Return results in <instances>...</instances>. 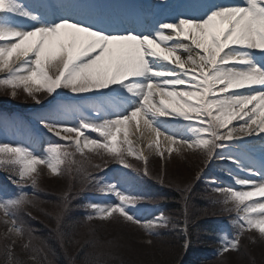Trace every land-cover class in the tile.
I'll return each mask as SVG.
<instances>
[{
	"label": "snow or ice",
	"instance_id": "obj_1",
	"mask_svg": "<svg viewBox=\"0 0 264 264\" xmlns=\"http://www.w3.org/2000/svg\"><path fill=\"white\" fill-rule=\"evenodd\" d=\"M121 14L77 0H0V88L11 89L14 97L22 87L37 105L44 104L40 92L45 98L56 99L66 91L69 101L92 100L88 105L59 103L38 118L47 133L63 141L49 143L43 155L31 145L0 143V170L10 173L20 188L15 198L0 197L8 231L24 234L16 212L31 203L22 186L38 185V166L80 178L114 198V203H88V220L119 217L151 235L166 227L169 219L162 213L146 222L136 217L133 210L145 197L84 166L86 160L104 172L107 155L139 172L127 159L135 156L144 162L143 174L150 175L147 157L128 140L130 123L140 132L143 121L155 134L161 158L164 137L169 144L199 151L206 164L219 158L235 166L227 175L239 189L213 188L224 197V210L235 214V234L221 238V254L238 250L243 234L253 229L264 238V148L259 166L234 151L249 142L244 137L264 140V0L214 3L198 16L181 13L171 20H135L131 26L119 19ZM170 119L182 121L183 127L171 125ZM234 120L240 121L238 126L229 127ZM121 143L127 145L126 154L117 146ZM147 147L152 149L153 142ZM85 149L100 156L103 166L91 164ZM77 155L83 160H76ZM211 183H217L215 178ZM7 256L11 261L10 247Z\"/></svg>",
	"mask_w": 264,
	"mask_h": 264
},
{
	"label": "rangeland",
	"instance_id": "obj_2",
	"mask_svg": "<svg viewBox=\"0 0 264 264\" xmlns=\"http://www.w3.org/2000/svg\"><path fill=\"white\" fill-rule=\"evenodd\" d=\"M163 1H166V0H163ZM161 4H162L161 0H154V2L152 1V5H155L154 7H155L156 12L158 11L159 6ZM0 75H2V73H0ZM20 88L23 89L22 87ZM41 93H44V92H40L38 94H41ZM8 94H10L9 98L12 99L11 90ZM70 95H71L70 93L64 91L60 97H57L56 99H52L51 103H48V102L46 103L45 100H44L43 105H37L35 102L26 103L25 104L26 106L30 105L29 107L30 111L29 110L26 111V113H29L30 115L29 117H26L23 115H15L13 113L11 116L0 115V141H3V143L18 144L19 139H25L23 140L25 145L33 146V142H34L35 151L43 155L44 150L49 143H58L60 140L52 136L51 134L47 133V131L41 127L38 118L45 112L53 109L59 103L71 102V103H79L83 105H88L92 103V100L87 99V98L82 99V100L73 98L71 101H69L68 97ZM21 96L24 99H27L26 94H22ZM12 101L13 100H7V102L9 103ZM4 102L6 103V100ZM16 105H19V102ZM173 121H178V120H173ZM180 124H181L180 126L183 127L182 121H180ZM43 133H46L45 138L44 137L42 138L40 136L41 134L43 136ZM86 134L92 136L93 138L97 136L96 133H91V132H88ZM238 135H242V134H238ZM49 138H52V140L49 141L48 140ZM120 139L123 140V135H121ZM128 140L131 142L132 147L134 149L138 151H142L143 155L147 157V160H148L147 168L149 167V170L153 171L154 174L157 173V171L158 172L160 171L159 174L161 176L164 175L166 180H167V177L172 176L173 179L171 177V180H173L175 184L181 185L184 182H187L189 179V176L194 172V175L197 174L201 179L205 180V183L207 184L212 185L211 181L213 178H215L217 182L216 185H222L221 181H225L223 185L226 187L234 186L233 188H237V189H239L240 187L238 185H235L232 178H230L228 175L225 176L226 175L225 173L223 174L224 172L223 170H226V173H227V169L235 170V166L229 162H226V161L223 162L221 160H218L216 161V164H215L216 168H214L213 171H211L210 169L203 170L204 168L200 170L201 168L198 169L199 166L197 165V162H199L198 159H201L202 156L193 155L192 157L195 158V160H191V157H186V155L193 150L186 149L179 144H171V149H172L171 152L168 151V148L162 147V145L159 144V151L164 153L163 158H161V156L158 154L156 150V145L154 143L155 140L144 142L141 139L140 134H138L136 129L134 130V128L131 125H129L128 127ZM245 140H250V139H245ZM150 142H153L152 149H149L147 147V145ZM117 146L123 147L125 154H126V150H127L126 144L121 143V144H118ZM236 148H237L236 152L242 157V154L246 151V148H245V145H243V142L237 145ZM85 152H88V150L85 149ZM87 154L90 157V153L88 152ZM171 154L172 156L170 157ZM198 154H201V153H198ZM104 157L110 158V156H107V155H105ZM246 158L250 160V157L246 156ZM75 159L79 161V160H83V157L78 155V157H75ZM127 159L130 163L133 162L135 164L136 162L139 161L135 159V156H127ZM93 161H96L99 164L102 163V161L98 158H95ZM141 162L142 164L144 163L143 160H141ZM84 164H88V161L85 160ZM154 164L156 165L158 164L159 168L154 166V169L152 170V166ZM44 169H45L46 175L48 176L54 175L50 172L48 168L44 167ZM63 177L64 175L56 176L55 179L48 181V186L53 188L52 189L54 190L53 192L60 191L61 188H63V183L61 182ZM46 181L47 180L45 179L43 181V184H45ZM80 182L81 180L75 181L76 184ZM121 184L123 185L122 182ZM128 185L124 187L127 189L128 192L138 193V189L136 187H128ZM22 187L24 189V185ZM69 188L71 187L68 186L67 189ZM12 193L14 194V196L20 195V188L16 186L13 191L10 189H4L0 187V197L8 198V196H10ZM97 194L98 196L93 195L91 196V198L89 196V198L87 199V204L90 202H97L101 204L115 202L114 198L106 197L108 195H104L101 193H97ZM104 198L107 199L105 200V203L102 202ZM219 198L221 201V204L219 205L220 206L223 205L225 207V205L222 203L223 199L221 197ZM55 201L57 202V204L55 203L44 204L43 207H47L48 209H53V211L55 213L58 212V214L59 213H65V215L67 214L68 217L66 219V222L69 225H72V223H76L77 222L76 215L78 212L77 209L79 208L78 199L73 200L71 202L67 201L65 203V196H64L60 200L58 201L55 200ZM45 211L47 210L42 208V212H45ZM133 211L135 212L136 217L143 222H146L149 220H155L160 215L158 212H150L149 210H144L140 207H136ZM87 214H89V210ZM93 223H95V225L98 226V230L96 229V231H98V233L100 234H102L103 232L102 230L107 228L106 225L108 224L107 221L102 220V219L93 221ZM95 225L91 227H94ZM187 227L188 225H186V223H183L180 226V230L186 231ZM139 228L140 229L138 230L135 224H132L131 222H127L123 220L122 218H119V217L115 218L112 221V225L110 227L111 234L107 235V236H112L113 238L108 243V246H106L102 251L107 252L108 250H110L113 254H116L120 252V250H122L125 254L131 253L132 255L136 257H142L146 259L147 261H149V258L152 260L151 257L155 253H156V256L154 255V257H157V259H160V260L166 259V258H173L175 256V254L177 253L175 247H172V245L170 246V244L168 243L157 242L155 244L151 242V238L148 237L146 231L141 226H139ZM216 228L217 230L216 232L214 231V235L216 239L219 240L220 245H221V238L224 235H229L230 230L228 227L226 228L224 225H220ZM202 230H203V227L200 229L198 227H195V232L199 231L200 233ZM252 231H255L257 233L256 236L255 237L247 236V238L243 240L242 248L244 249H242L239 254L232 257V259L225 258L222 262L214 263V264H250L249 261L252 260L253 256H255V258L258 260V261H255V264H264V238H261L260 234L256 230L253 229ZM42 233H44V231H42ZM175 234L183 235L184 233L182 234L177 231ZM18 239H19L18 235H16L14 232L10 233L8 229H5L4 225L0 223V242H1L2 249L10 247L12 251L16 250L17 246H15V244L19 243L18 245H20L21 243L22 244L25 243L23 241H18ZM198 239H201L199 235H198ZM185 241L186 240H183L184 251L186 249ZM65 244L69 245V242L65 241ZM220 248L218 249L216 248L215 250L213 249L212 250L213 252L218 253L220 251ZM204 250L207 251V253L210 251L208 247H205ZM234 252H231V253H234ZM6 254H7V251H6ZM200 259L202 260V258ZM200 261H198V263ZM5 262H7V264H13L12 260L10 261L8 256L5 258Z\"/></svg>",
	"mask_w": 264,
	"mask_h": 264
},
{
	"label": "trees",
	"instance_id": "obj_3",
	"mask_svg": "<svg viewBox=\"0 0 264 264\" xmlns=\"http://www.w3.org/2000/svg\"><path fill=\"white\" fill-rule=\"evenodd\" d=\"M5 89L1 88L0 94ZM1 99V95H0ZM19 106L25 107L27 100L22 97L17 98ZM29 101V100H28ZM0 104H2L0 102ZM91 160V158H90ZM91 164H99L96 161H91ZM100 165V164H99ZM89 172L96 173L97 169L91 168L89 164H84ZM159 168L158 164L152 166ZM148 171L150 175L144 177L145 182L151 186L153 192H157L163 201L165 208L169 210V223L172 218L181 223L184 220L185 214H182L178 204L179 196L184 197L186 194L183 190V184H175L171 177L165 179L164 175L160 177L159 172L154 174L153 171ZM3 172V170H0ZM157 175V176H156ZM173 179V177H172ZM45 179H39L38 185L35 187L28 196L31 203L26 204L24 208L19 210L16 215L19 223L23 226L24 234L23 238L25 243L17 246L16 250H13L12 263L13 264H183V253L180 239L174 235L175 227L166 226L165 228L159 227L157 234H147L151 238V242L168 243L170 246L175 247L177 253L173 258L157 259L156 253L149 258V261L142 257H136L131 253L125 254L122 250L113 254L110 250L103 252L102 250L108 246V243L113 238L107 236L110 233V227L114 219L108 220L106 229L102 230V234L98 233V226L93 222H87L82 217L76 215V223L69 225L66 222L68 215L65 213L54 212L53 209L43 207L44 204L55 203V200H60L64 196H68L67 201L77 200L78 197L84 192L90 191V185H85L82 182L76 184V180L80 178H73L67 174L64 175L61 182L63 188L60 191L53 192V188L48 186V181L43 184ZM166 180V181H165ZM75 183V184H74ZM159 183H162L163 187H159ZM70 186L71 188L67 189ZM49 190V191H48ZM196 187L192 189L186 196L188 205V224L191 228V233L194 237V225L199 221L203 214L195 208L196 201ZM199 199H200V194ZM65 201V203L67 202ZM62 202V201H61ZM44 208L45 212H42ZM44 211V210H43ZM2 222V221H1ZM95 225L94 227H91ZM200 226V225H199ZM139 230L140 228L136 226ZM87 230V231H85ZM44 231V233H42ZM247 236L255 237V234L244 233L241 237L238 250H232L226 253V256L220 259H214L208 263H219L225 258L232 259L235 255L239 254L242 249L243 240ZM193 240V238L191 237ZM65 241L69 242V245L65 244ZM194 241V240H193ZM14 244V243H13ZM29 244L28 248L24 245ZM69 246V247H68ZM18 250V251H17ZM190 250H192L190 248ZM7 248L2 249L0 242V264H7L5 258ZM193 251V250H192ZM235 251V252H234ZM193 252H201V249H197ZM234 252V253H231ZM159 256V255H158ZM34 257V259H33ZM258 261L255 256L250 260V264H255ZM206 263V264H208Z\"/></svg>",
	"mask_w": 264,
	"mask_h": 264
},
{
	"label": "bare ground",
	"instance_id": "obj_4",
	"mask_svg": "<svg viewBox=\"0 0 264 264\" xmlns=\"http://www.w3.org/2000/svg\"><path fill=\"white\" fill-rule=\"evenodd\" d=\"M106 2H108L109 4H111L110 6L108 5V3H106L107 5V10L110 12L112 8H114V2L112 0H107ZM131 2V1H130ZM109 6V8H108ZM115 10V8L113 9V11ZM154 20V18L151 16V19L150 20H147V22L151 23L152 21ZM240 121H235L233 122V125H237L239 124ZM130 125L134 128V130L136 129L135 127V122H131ZM231 127L232 124L230 125ZM140 132H138V134H140L141 136V132L144 133L143 136H141V139L144 141V142H149L150 140H155V134L154 133H151L150 131L146 130V126L143 124V121H141L140 123ZM252 138H258V136H254ZM142 141V142H143ZM160 144L163 145L165 148H169L170 147V144L168 142H166L164 140V137H160Z\"/></svg>",
	"mask_w": 264,
	"mask_h": 264
}]
</instances>
